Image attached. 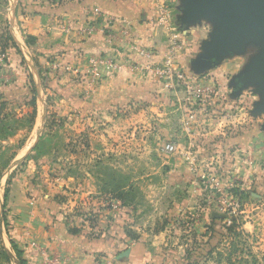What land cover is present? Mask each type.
I'll list each match as a JSON object with an SVG mask.
<instances>
[{
  "label": "rangeland",
  "instance_id": "1",
  "mask_svg": "<svg viewBox=\"0 0 264 264\" xmlns=\"http://www.w3.org/2000/svg\"><path fill=\"white\" fill-rule=\"evenodd\" d=\"M10 7L8 2L0 9V95L9 117L16 120L30 116L33 94L26 61L12 47L15 43L20 49L26 36L20 35ZM172 32L184 40L178 30ZM252 52L226 56L204 69L196 59L184 71L175 63L182 78L164 82L176 87L179 96L168 97L172 102L166 101L161 114L136 106L105 116L78 106L88 99L70 100L44 69L33 126L17 122L14 135L3 142L9 154L17 155L0 174V239L11 258L15 255L8 236L17 244L13 226L19 224L21 205L38 201L53 211L63 204L60 215L79 224L86 179L99 199L118 203L128 214L124 232L134 242H149L151 261L264 264V156L257 158L264 154V112L257 111L255 85L237 89L234 81L257 53ZM13 65L18 71L10 85ZM212 79L214 98L190 108L186 101L191 84ZM96 85L91 83L90 90ZM256 134L263 137L259 144ZM168 144L174 147L170 153L164 151ZM25 151L33 154L23 158ZM235 187L246 192L241 200L228 195ZM232 219L236 223L229 231ZM216 247L221 262L214 253L206 261L207 252Z\"/></svg>",
  "mask_w": 264,
  "mask_h": 264
},
{
  "label": "crops",
  "instance_id": "2",
  "mask_svg": "<svg viewBox=\"0 0 264 264\" xmlns=\"http://www.w3.org/2000/svg\"><path fill=\"white\" fill-rule=\"evenodd\" d=\"M8 2L14 20L18 21L20 35L35 39V45L27 46L23 41L18 47L37 91L42 71L46 69L49 76L56 78V83L66 89L70 100L88 99L83 103L79 100L78 106L96 110L99 114H106L105 116H110L118 109L136 106L161 114L165 110L163 106L166 101L170 100L168 97L179 96V92L175 91L176 87L172 88L164 81L156 80L144 69H123L116 74L104 75L95 89L90 90L86 72L89 57L101 56L128 61L143 68L147 64L158 65L169 50L172 38L170 33H173L170 29L173 27L187 42V48L176 56L175 61L184 71L201 54L202 46L212 32L211 25L205 21L180 28L178 19L182 16L181 0H165L172 16L169 32L166 27L157 24V6L152 0H7V4ZM86 25L104 27L106 33L97 31L84 37L79 30ZM122 27L129 31L128 41L118 38ZM109 33L118 40H109ZM132 46L148 50L151 56H138L131 49ZM55 62L61 66L53 70L51 67ZM234 65H237L236 61ZM11 70L14 77L18 71L17 65H13ZM15 77L10 85L15 84ZM215 77L217 79L216 75ZM212 80L216 84V80ZM73 101L68 103L75 104ZM157 121L163 122L162 119ZM262 139V136L256 134L254 141L259 144ZM26 151L22 152L21 157L33 154ZM260 154L257 158L264 156ZM36 168L37 165H34L32 170L36 172ZM87 181L85 179L82 183L86 191L81 196V211L95 212V219L90 225L82 221L81 217L77 218L80 222L78 224L72 218H65L63 213L60 215L59 208L61 210L63 204L53 211L38 201H34L31 206L21 205L17 211L19 224L13 226V238L19 244L27 264H40L37 252L29 246L31 242L72 264H103L105 260L110 261V264H165L148 259L150 245L145 239L134 242L125 236L128 214L120 206L117 209L107 207L104 199H99V194L87 187L90 185ZM71 221L75 223L72 224ZM71 224L76 226L74 231L69 229ZM126 250L129 251L128 256L118 260V256Z\"/></svg>",
  "mask_w": 264,
  "mask_h": 264
},
{
  "label": "water",
  "instance_id": "3",
  "mask_svg": "<svg viewBox=\"0 0 264 264\" xmlns=\"http://www.w3.org/2000/svg\"><path fill=\"white\" fill-rule=\"evenodd\" d=\"M181 3L182 16L178 19L181 28L200 21L212 27L202 46L203 52L196 58L202 69L226 56L232 58L256 50L234 81L237 89L255 85V93L260 97L256 108L264 112V0H181ZM128 253L123 252L118 260Z\"/></svg>",
  "mask_w": 264,
  "mask_h": 264
},
{
  "label": "built area",
  "instance_id": "4",
  "mask_svg": "<svg viewBox=\"0 0 264 264\" xmlns=\"http://www.w3.org/2000/svg\"><path fill=\"white\" fill-rule=\"evenodd\" d=\"M156 6H157V24L163 27H166L167 30L170 29L172 25V16L171 12L168 9V7L165 5V2L163 0H152ZM175 30L173 27H171L170 31ZM100 31L101 33H106L105 28L98 27L95 25H86L80 28L79 32L84 37H89L93 35L95 32ZM118 38L123 41L129 40V31L122 27L121 31L119 32ZM171 41L169 50L165 54V56L162 59V62H160L156 68L151 65H146L141 67V65L132 64L128 61H121V60H115L112 58H103L101 56H92L89 57L87 62L89 65V71H87L89 75V80L87 82L88 86L91 83H97L100 78H102L104 75H112L121 72L123 69H129L132 71H141V69L146 70L147 72H150L154 77L159 79L160 81H165L168 79H181L182 76L178 72L177 67L175 65V58L179 54L180 51H182L186 46L187 42L186 40H180L178 34L170 33ZM109 40H114L116 38L115 35L112 33H109L108 37ZM116 38V40H118ZM126 43V42H125ZM131 49L140 57L148 58L151 56L148 50L144 48H140L137 46H132ZM60 63L55 62L52 64V69L56 70L60 68ZM90 82V83H89ZM191 90L188 93L186 104L193 108L195 104L201 106V104H207L211 101V99L214 98L215 93L217 91V88L215 87V84L212 82L208 83H197V84H191ZM90 88V87H89ZM190 89V88H188ZM174 147L171 144H168L164 147V151L167 153L172 152ZM104 204L112 209H117L119 207L118 204L113 202L112 200L104 199ZM95 219V212H87L84 213L82 216V221H86L87 224H91V221H94ZM30 247H32L37 252L38 262L40 264H72L68 260L61 258L59 255L51 254L48 252L47 249H45L42 246H39L36 243H31ZM103 264H110V261H103Z\"/></svg>",
  "mask_w": 264,
  "mask_h": 264
},
{
  "label": "trees",
  "instance_id": "5",
  "mask_svg": "<svg viewBox=\"0 0 264 264\" xmlns=\"http://www.w3.org/2000/svg\"><path fill=\"white\" fill-rule=\"evenodd\" d=\"M7 5V0H0V9H2L4 6ZM8 40L12 41V38L10 35H8L7 37ZM25 43L27 46H31L32 44L35 43V39L33 37L30 36H26L25 37ZM12 47L13 49H15V51L19 54L20 50L17 48V46L15 45V43H12ZM29 89L31 91V93L33 94L32 98L30 99V102L28 103L29 107L31 108V114L30 116H28V118H23V119H12L9 116L11 115L9 112L6 111V105L7 102L5 100H3L2 96L0 95V174L1 171L7 167V165L9 164L10 160H13L15 157V153H11L9 154V148L3 147V142H5L6 140H8L11 136L14 135L16 129L19 127V125L17 124V122L21 121H26L29 125V127L33 126L34 123V118L36 115V88L34 85V82L32 80L31 77H29ZM15 124H16V129H15ZM230 194L228 195H232L237 197L239 200H241L242 198L245 197L246 192L241 190L240 188H233L232 190L229 191ZM6 197V196H5ZM122 203V202H121ZM122 206L124 207L125 204L122 203ZM232 225H230V227H228V230L231 231L234 229V225L236 223L235 219H232ZM71 231H74V229H70ZM130 232L129 231H125L126 237L133 241L131 239V237L129 236ZM239 235V234H238ZM8 238L9 240V245L15 255V259L13 260L10 256V254L7 252L6 248L4 247L1 239H0V264H13V261H16L18 264H27V261L23 258V253L22 251L18 248L17 244H15L12 241L11 235L9 234ZM218 247L216 248H212L211 250H209V252H207L206 254V261H208V259H212V254L214 253L216 255L215 261L217 263L221 262V254H218ZM196 264V263H193Z\"/></svg>",
  "mask_w": 264,
  "mask_h": 264
}]
</instances>
